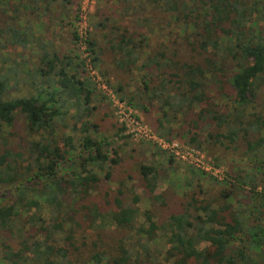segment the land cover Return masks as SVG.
I'll return each mask as SVG.
<instances>
[{"label":"trees","instance_id":"trees-1","mask_svg":"<svg viewBox=\"0 0 264 264\" xmlns=\"http://www.w3.org/2000/svg\"><path fill=\"white\" fill-rule=\"evenodd\" d=\"M123 1L126 12L135 16L146 4L164 11L182 32L174 33L182 41H174L173 49L147 53L144 40L135 39L137 31L116 33L111 45L115 65L127 78L122 76L115 88L121 99L147 116L156 132L186 140L208 160L212 158L206 153L222 147L253 166L250 171L239 168L237 175L227 170L224 182L231 186L216 191L212 200L200 199L203 185L190 181L193 196L189 191L183 196L191 199L175 193L178 200L168 205V194L177 185L155 194L158 170L138 164L141 184L162 211L158 214L152 203L136 227L140 197L134 187H129L127 200L122 196L126 179L117 189L102 183L112 180L113 166L122 162L120 149H110L107 137L85 135L76 155L67 157L73 138L65 137L66 152L56 137L58 129L68 126L71 108L76 109L75 124L81 122L83 132L88 131V121L82 119L92 114L97 93L90 78H81L78 69L69 72L71 62L45 52L30 81L35 92L11 97L10 82L17 83L14 69L5 75L0 69V135L15 128L18 117L26 134L12 143L16 146L0 137V190L12 186L17 193L11 203L0 204V264H264V180L258 177L264 171V103L259 100L264 88V0ZM1 34L12 38L0 41V55L1 49H26L31 43L22 27L7 25ZM73 38L77 45V31ZM179 45L191 49L183 52ZM87 47L98 65L92 36ZM133 74L136 90L127 93L125 82L133 81ZM164 122L180 126L165 128ZM124 130L119 127L118 135ZM22 144L25 151L18 148ZM20 158L27 166L20 165ZM205 174L198 172L199 180ZM236 183V190L231 189Z\"/></svg>","mask_w":264,"mask_h":264},{"label":"rangeland","instance_id":"rangeland-1","mask_svg":"<svg viewBox=\"0 0 264 264\" xmlns=\"http://www.w3.org/2000/svg\"><path fill=\"white\" fill-rule=\"evenodd\" d=\"M1 3L0 29H5L7 25L22 27L25 32L24 36L31 39V43L26 49L20 46H17L15 49L11 47L1 49L0 69L2 74H7L12 67L14 69L12 76L17 78V83L10 82L11 89L8 94L11 97L29 96L30 93L35 92L34 86L31 85L30 81L34 79L35 69L39 66L40 58L45 52H49L51 55L57 54L65 63L71 62V64H67L69 72L74 71L76 73L78 69L81 78L89 77L86 68L83 67V49L81 46L79 47L78 43L75 45L73 38V32H78V29V34H83L86 37L92 36L96 40L97 49H99L98 53L100 54V62L96 67L105 77L107 83L113 86L114 89L119 83L116 81L118 74L115 71V69L118 70L115 65L117 56L111 48V45L116 44L113 40L116 35H119L116 33H125L129 36L137 31L135 39L136 41L144 40L142 45L145 46L147 53L160 49H165V51L173 49L175 47V45H172L174 41H182V36L174 34L180 31L173 26L175 24L172 23L171 18L159 8L153 10L149 4H146L143 8L144 10L138 11L135 16L133 15L135 13L133 11L126 12L125 9L128 5L123 0H55L54 2H48V0H12V3H14L12 6L6 5L3 0H1ZM100 23L103 24L99 26ZM39 25L41 26L40 30H38ZM169 31H173V34L167 37ZM180 34L182 35V32ZM10 38H12L11 34L0 35L2 43L5 39ZM177 48L183 49V52H185L186 49H191V45H179ZM4 58H7L6 62L3 61ZM17 63L20 64L18 68ZM122 76L124 79H127L124 73H121V78ZM38 77L36 76L37 80ZM132 77L133 81L135 79V83H137L138 77L134 74ZM90 80L94 84L91 78ZM133 81L127 80L125 83L126 85L129 84L127 86L130 88L133 87L135 89ZM95 87L97 93L93 97V103L91 104L95 108L91 115L89 114L82 119V121H88V131L83 132L85 129L81 122L77 125L75 124L72 116L76 114V109L71 108L66 120L68 126L58 129L56 137L60 147H63L64 151H66L64 146H68L65 144V137L70 136L73 138L72 145L74 148L67 154V157L76 155L80 150L79 143L85 135H90L97 139L107 137L108 141L111 142L110 149H116L117 151L120 149L123 157L122 162L113 166L112 180L109 183H102H105L106 186L109 184L113 189H117L118 187L122 188L119 181L126 179V187H123L125 193L122 196L127 200L131 197L129 187H134V192L140 197L138 204L140 215L136 222V227L142 224V213L146 209H152V203H156L154 209L158 211V214H161L162 211L161 204L158 201L150 200V191L141 184L137 171V166L140 163L154 167L160 174L155 194L159 195L163 193L170 185H177V190L175 192L170 190L168 194V205L172 201L178 200L175 193L183 196V192L189 191L191 197L193 196L195 188L193 186L187 187V183H190V181L193 184L199 182L203 185L205 192L204 194H200V199L212 200L214 198L212 196L216 191L220 192L222 188H229L231 186L230 183L224 181L215 180L216 182H212V179L215 178L209 177L207 174H205L204 180H199L197 173L202 171L178 159L169 151L149 142L136 141L129 137L125 133V130L122 133L119 132L118 135V128L122 125L117 118L113 106L102 91L98 90L96 85ZM118 95L120 96V94ZM259 100L261 103H264V88L259 92ZM223 103L225 104V102ZM154 105L156 106L157 103H154ZM138 112L142 120L152 128L149 118L143 115L141 111L138 110ZM151 117L153 118V114ZM22 123L23 118L18 117L15 128L6 129L0 137L9 138L11 144L16 143L15 141L18 142L19 139L22 140L23 137H26L25 131L22 130ZM164 124L165 128H167L166 124H169V127L174 125L175 129L180 126L178 125L179 123L173 122H164ZM175 132L177 133V130ZM165 138L170 141H176L179 144L188 145L186 140H181L176 136L170 139L166 135ZM12 145L16 146V144ZM12 145L10 146L13 147ZM18 148L25 151L24 144ZM21 149H17V152L22 151ZM261 153V158H264V151ZM206 154L212 158L213 161L209 160L210 162L223 167L225 171L229 170L233 175H237L239 168L250 171L251 166H253V163L248 159H241L234 152L225 150L222 147H218ZM111 156L117 157L114 152L111 153ZM171 158L173 162L170 163ZM215 160H218L219 164ZM19 163L22 167L24 165L27 166V162L22 160V158L19 159ZM104 173V171L100 173L101 177ZM128 175L131 177L130 179ZM258 177L264 180V171L258 173ZM19 183L21 182L17 184ZM231 183L234 182L231 181ZM238 185L236 183V187H232L231 189L236 190ZM14 190L15 188L12 186H5L0 190V204L11 203L12 197H17V193ZM2 193L6 194L2 196ZM183 198L186 201L191 199L190 196H183ZM153 244L156 243L154 242ZM160 247H162V243Z\"/></svg>","mask_w":264,"mask_h":264},{"label":"built area","instance_id":"built-area-1","mask_svg":"<svg viewBox=\"0 0 264 264\" xmlns=\"http://www.w3.org/2000/svg\"><path fill=\"white\" fill-rule=\"evenodd\" d=\"M78 36L80 38L78 45L83 49L84 67L86 68L89 78L93 80L98 90L102 91L104 96L110 101L120 124L124 127L125 133L129 137L136 141L155 144L216 180H225L226 171L224 168L210 162L201 150L189 145L179 144L176 141H170L164 136L159 135L153 128L147 125L140 117L138 110L121 99L117 91L113 86L107 83L105 77L93 64L87 47L88 36L86 37L83 34L80 35V33Z\"/></svg>","mask_w":264,"mask_h":264},{"label":"crops","instance_id":"crops-1","mask_svg":"<svg viewBox=\"0 0 264 264\" xmlns=\"http://www.w3.org/2000/svg\"><path fill=\"white\" fill-rule=\"evenodd\" d=\"M41 29V26L39 25L38 26V30H40ZM115 71L117 72V74L119 75H117V80L116 81H120L121 80V73L118 71V70H116L115 69ZM119 77H120V79H119ZM127 85H129V84H127ZM126 84H125V91L127 92V93H131V92H134L135 90H136V83H135V89L132 87V88H130L129 86H127ZM153 117H155V113L153 114ZM166 127H169V124H166ZM172 128H174V125H172L171 126Z\"/></svg>","mask_w":264,"mask_h":264}]
</instances>
